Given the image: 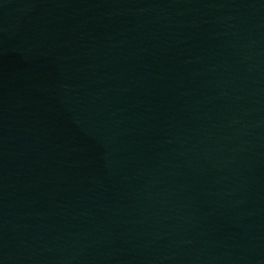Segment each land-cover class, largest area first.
Wrapping results in <instances>:
<instances>
[{
	"label": "water",
	"instance_id": "95a60500",
	"mask_svg": "<svg viewBox=\"0 0 264 264\" xmlns=\"http://www.w3.org/2000/svg\"><path fill=\"white\" fill-rule=\"evenodd\" d=\"M0 264H264V0H0Z\"/></svg>",
	"mask_w": 264,
	"mask_h": 264
}]
</instances>
